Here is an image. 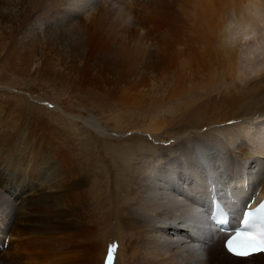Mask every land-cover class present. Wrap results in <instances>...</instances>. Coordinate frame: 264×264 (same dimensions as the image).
<instances>
[{"label":"bare ground","instance_id":"bare-ground-1","mask_svg":"<svg viewBox=\"0 0 264 264\" xmlns=\"http://www.w3.org/2000/svg\"><path fill=\"white\" fill-rule=\"evenodd\" d=\"M136 3L0 0L4 57L32 78L168 74L193 25L220 53L180 76L179 97L178 90L177 98L151 97L146 125L125 129L149 135L154 145L136 139L122 146L107 137L108 128L128 126L91 115L82 122L87 138L71 141L59 132L55 142L45 125L32 128L18 110L0 109L1 246L9 237L0 264H264L263 254L228 255L226 236L209 221L215 197L231 222L249 200L254 206L264 197V4L244 0L233 12L230 0H219L220 10L214 0ZM125 35L150 39L148 52L137 56L121 42ZM87 203L96 208L97 237L73 218ZM93 236L89 252L76 244Z\"/></svg>","mask_w":264,"mask_h":264},{"label":"rangeland","instance_id":"rangeland-1","mask_svg":"<svg viewBox=\"0 0 264 264\" xmlns=\"http://www.w3.org/2000/svg\"><path fill=\"white\" fill-rule=\"evenodd\" d=\"M136 1L139 2L136 3L137 5H139L141 4L142 0H136ZM218 1L219 0H214V7L216 10H220L219 8L220 5H218V7L216 5L218 4ZM230 1H231V10L233 12L238 11L240 8L244 7L243 6L244 0H238V1L230 0ZM262 2L264 4V0H262ZM219 3H221V1ZM196 6L198 9L200 8L198 3L195 4V7ZM135 7H136L135 9H137V6ZM205 9L208 10V8ZM193 28L195 30L194 25ZM193 28L191 27L190 31H187L188 37L187 36L185 37L188 40L185 37L184 38L186 40H184L183 37L181 39V41L185 42L186 44H183V42L181 41H179L181 45L179 44V42L177 43L179 45H176L177 47L173 54L174 62L171 64L173 66L170 65L168 71H166L168 72V74L167 73L162 74L161 72L162 70H161L159 71L160 73H156L158 76L156 74H154V76L143 75L144 77L142 75H138V76L136 75L137 77L131 76L125 79L124 78L119 79L121 81L120 82L118 81V79L115 78L113 79L108 78L105 79L104 81L78 79L71 76L40 79V78H32L28 76V74L26 73L22 74L19 71L18 68L19 66L16 61L8 62L4 57L3 38H2L3 28L1 26L0 27V109L5 111L18 110V113L16 114L19 115L22 114L21 115L23 116L22 118L29 117L28 124H31L32 128L34 127L37 128V125H39V123L41 125H45V128L43 127V129L46 130L47 133H49V137L52 136L51 138H53L55 142H57L56 139L58 138L57 136H59L58 134L59 132L62 133V137H67V139L71 141L74 140L78 141L81 139L84 140L85 138H87L89 130L86 126H83L82 122H86L92 116L97 118L100 122L106 124L108 123L109 126H112V123L114 122V120L116 121V119H118V121L122 123V126L127 125L128 127L127 128L124 127L123 131L121 132L119 131L113 132L112 130L114 128H110V127L108 128L109 134L107 137L119 139V141H121L120 145L122 146L131 144V142L133 143L134 140L136 139H145L147 140V142H149V144L154 145L155 142H153V139L151 140L152 137L150 138L149 135H145L140 132L137 133L131 130L127 132L125 131L133 128V126L136 125L141 126V124L146 125L148 123L149 119L151 118V115H149L148 108L147 107L146 109L144 108L145 105H147L146 103H149L151 97L159 99L160 97L164 96L161 99H165V100H168L169 98L179 97L181 93L180 87H182V84L179 85V83L182 82L180 76L182 77L184 72H186V70L188 69L193 70L194 63L196 60L204 58L206 56L204 59L207 60L208 58H210V60L212 59V62H214L213 58L216 59L217 57H219L220 53L217 51L216 47L214 46V43L211 44L210 40L207 39L206 36L205 37L203 35L199 36L198 32H196V30L194 31ZM125 36L127 37L126 39L128 41L129 40L131 41V38H128L127 35ZM125 36L120 37L121 40L122 39L123 40L122 41L119 40L118 43H120L121 41L126 44H129L131 47H134L137 50V56H139L140 58L141 55H144V53L148 52V44L149 41H151L150 39L149 40L147 39L148 41L146 39L140 41L138 40V38H134L131 42H128L126 39H124ZM183 58H185V60ZM220 60L221 59L216 60L215 63L219 64ZM177 64H179V66ZM149 76L151 78L152 77L154 78L151 79ZM162 77H164L165 79ZM177 86L179 88H177ZM177 90L179 92H177ZM176 92H177L176 95L177 97L175 96ZM139 93L142 95H140ZM165 93L167 94L169 93V94L167 95ZM144 94L145 96H143ZM124 97L126 98V100ZM139 100H142L141 101L142 103ZM131 102L132 104H130ZM133 103L136 104L137 106L133 105ZM20 110L22 112H19ZM129 113H133L134 115L131 116ZM32 124L34 127L32 126ZM179 126L180 125L177 126L175 125V127H179ZM80 129H82L81 131H83V134L81 133V135H79L81 132ZM204 131L206 132L205 128L204 127L201 128L200 132L203 133ZM132 137L133 138L135 137V139H133V141L130 139L131 140L130 141L129 138ZM172 139L173 138H170V140H168L169 142L166 141L165 145L159 144L158 147L168 146L170 142L172 143ZM124 142H126V144H124ZM91 151L93 152L94 150ZM6 196L9 198L8 194H6ZM95 216H96V208L92 206V204L87 203L85 204L84 208L82 207L76 212H74L73 218L76 219L78 223H81L80 228L83 232H86V230H92L93 233L95 231L98 233L99 227L95 225L96 224L95 221L97 222V218H96L97 216L96 217ZM85 217L88 218L86 219ZM83 223L86 225L81 227ZM92 223L95 224L93 225ZM86 226H88L87 229ZM97 233H94L96 234L95 235L96 237L98 236ZM95 236H93L94 238L89 237L90 240H87L89 239L88 237L87 238L84 237L85 239L83 238V240H80V238H78L79 243L77 242L76 244H83V245L85 244L88 247L84 245L85 246L84 248L87 250V252H89L90 251L89 248L92 247V245L94 244L93 242L97 240ZM8 238H9L8 235L6 238H4L2 246L0 243V252H2V250H6L8 245ZM1 240L2 237H0V241ZM84 248L83 249L81 248V250L85 251ZM77 251L80 252L79 250ZM93 263L95 264L96 262H92V264Z\"/></svg>","mask_w":264,"mask_h":264},{"label":"snow or ice","instance_id":"snow-or-ice-1","mask_svg":"<svg viewBox=\"0 0 264 264\" xmlns=\"http://www.w3.org/2000/svg\"><path fill=\"white\" fill-rule=\"evenodd\" d=\"M241 236L242 234L237 233L235 237L227 241L225 247L230 254L238 257H248L259 252H264V233L259 236L244 234L243 239H241ZM114 248V245L109 247V258H111Z\"/></svg>","mask_w":264,"mask_h":264}]
</instances>
